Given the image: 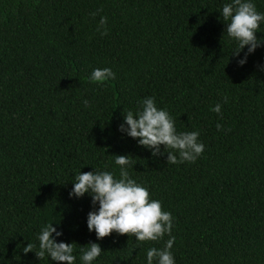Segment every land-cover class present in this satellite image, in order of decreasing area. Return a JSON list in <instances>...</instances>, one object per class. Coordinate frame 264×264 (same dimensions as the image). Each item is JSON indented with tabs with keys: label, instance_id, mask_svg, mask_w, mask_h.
<instances>
[{
	"label": "trees",
	"instance_id": "obj_1",
	"mask_svg": "<svg viewBox=\"0 0 264 264\" xmlns=\"http://www.w3.org/2000/svg\"><path fill=\"white\" fill-rule=\"evenodd\" d=\"M225 2L0 0V264H63L34 252L53 220L75 264L89 241L103 249L93 264H146L149 247L163 248L169 234L97 240L86 226L90 197H69L80 169L119 178L114 155H128L129 175L171 213L175 264H264V46L237 64ZM103 67L115 78L91 81ZM149 96L177 132L199 131L194 162L167 163L163 145L154 157L118 131Z\"/></svg>",
	"mask_w": 264,
	"mask_h": 264
},
{
	"label": "clouds",
	"instance_id": "obj_2",
	"mask_svg": "<svg viewBox=\"0 0 264 264\" xmlns=\"http://www.w3.org/2000/svg\"><path fill=\"white\" fill-rule=\"evenodd\" d=\"M219 13L225 23L224 32L236 44L231 55L238 58L239 66H243L249 54L264 46V37L256 35L261 32L258 29L264 24V12L257 10L254 0H228L223 3ZM90 15L94 17L96 12ZM106 21L107 18L101 16L97 25L96 30L101 35L107 33ZM114 78L115 73L109 67L94 68L90 74V80L94 82ZM224 102H227L226 98ZM84 103L87 106V100ZM210 110L219 114L221 104H215ZM216 127L219 130L221 125L217 124ZM118 131L136 139L138 145L149 149L154 157L163 155L160 147L163 145V150L167 152V163L194 162L205 147L198 139L199 131L177 132L172 116L165 108L158 107L155 97L151 96L140 101L135 113L131 110L123 113ZM114 163L119 166V178L112 171L93 167L87 172L80 169L71 180L70 198L79 199L85 194L90 197L91 209L86 215L88 231H94L97 240L116 232L134 235L137 242L157 241L169 234L163 248L149 247L146 250L145 260L146 264H175L171 252L175 239L170 235L173 227L171 213L162 210L158 199L150 197L146 185L129 175L128 168L133 167V162L128 155H114ZM54 222L59 223L53 220L41 226L36 236L39 250L34 252L39 259L47 256L51 261L75 264L77 256L74 254V244L57 241L63 231L54 226ZM86 245L79 249V260L81 264H93L103 249L93 241ZM30 250L33 251V246L28 244L23 251L27 253Z\"/></svg>",
	"mask_w": 264,
	"mask_h": 264
}]
</instances>
